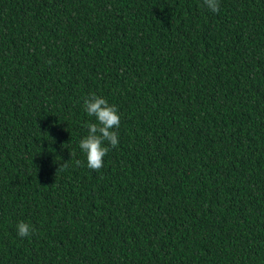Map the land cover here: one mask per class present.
Listing matches in <instances>:
<instances>
[{"label":"trees","instance_id":"16d2710c","mask_svg":"<svg viewBox=\"0 0 264 264\" xmlns=\"http://www.w3.org/2000/svg\"><path fill=\"white\" fill-rule=\"evenodd\" d=\"M0 264H264V0H0Z\"/></svg>","mask_w":264,"mask_h":264},{"label":"clouds","instance_id":"9594fccd","mask_svg":"<svg viewBox=\"0 0 264 264\" xmlns=\"http://www.w3.org/2000/svg\"><path fill=\"white\" fill-rule=\"evenodd\" d=\"M202 5L214 13L220 10V0H202ZM83 109L88 117L95 118V122L87 124L88 134L80 139L79 148L86 157L87 168L99 171L110 148L119 144V135L115 129L120 127V115L115 105H110L105 98L95 93L84 98ZM76 164L80 165L81 161L77 160ZM66 166L67 162L64 164ZM16 228L21 238L35 233V228L24 221L18 222Z\"/></svg>","mask_w":264,"mask_h":264}]
</instances>
